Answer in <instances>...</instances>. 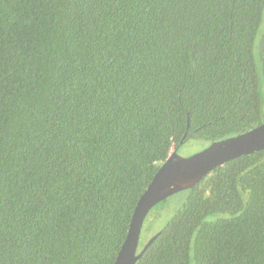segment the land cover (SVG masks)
<instances>
[{
    "label": "trees",
    "instance_id": "trees-1",
    "mask_svg": "<svg viewBox=\"0 0 264 264\" xmlns=\"http://www.w3.org/2000/svg\"><path fill=\"white\" fill-rule=\"evenodd\" d=\"M262 122L264 0H0V264H113L172 149ZM147 216L135 264H264V149Z\"/></svg>",
    "mask_w": 264,
    "mask_h": 264
},
{
    "label": "water",
    "instance_id": "water-1",
    "mask_svg": "<svg viewBox=\"0 0 264 264\" xmlns=\"http://www.w3.org/2000/svg\"><path fill=\"white\" fill-rule=\"evenodd\" d=\"M263 149L264 122L231 137L215 140L187 157L178 156V147L172 149L138 198L127 234L113 264H135L157 236H151L138 251L143 222L155 205L178 192L192 188L215 167Z\"/></svg>",
    "mask_w": 264,
    "mask_h": 264
},
{
    "label": "rangeland",
    "instance_id": "rangeland-1",
    "mask_svg": "<svg viewBox=\"0 0 264 264\" xmlns=\"http://www.w3.org/2000/svg\"><path fill=\"white\" fill-rule=\"evenodd\" d=\"M207 144L208 143L205 140L198 139V138H192V139L188 140L187 142L183 143L178 148L177 154H178V156L187 157V156H190V155L202 150L203 148H205L207 146ZM175 197H176V195L173 196L171 199H173ZM173 205H177V201H174ZM155 209H153L150 212V214L147 216L148 219L153 215ZM148 219H146V220L148 221ZM167 219H168V217H167V211H166L163 218H159L156 223L153 222L152 224H162L163 225L166 223ZM158 229H159L158 226L152 227L151 231L149 233H146L144 231V227H143V230L141 231V235H140L139 246H142L147 241V239H149L151 237V234L156 232Z\"/></svg>",
    "mask_w": 264,
    "mask_h": 264
}]
</instances>
